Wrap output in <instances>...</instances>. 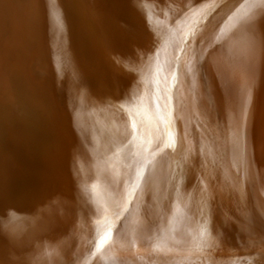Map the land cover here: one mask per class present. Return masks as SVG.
Wrapping results in <instances>:
<instances>
[{"label": "bare ground", "instance_id": "obj_1", "mask_svg": "<svg viewBox=\"0 0 264 264\" xmlns=\"http://www.w3.org/2000/svg\"><path fill=\"white\" fill-rule=\"evenodd\" d=\"M32 1L27 52L14 51L7 67L0 63L19 106L10 111L0 102V264H264V0H174L185 11L193 6L186 25L166 0ZM22 2L0 0L4 40L25 21ZM151 42L156 48L146 53ZM163 51L167 61L160 60ZM83 56L93 63L85 65ZM62 65L70 77L63 93L51 92L46 77L63 74ZM195 67L191 92L185 70ZM248 86L252 103L241 117ZM170 117L188 132L189 164L201 172L206 165L218 189L200 247L197 173L173 191V153L151 155L150 142L163 143ZM237 123L244 164L231 150ZM141 161L151 181L133 190ZM107 170L106 182L94 189ZM106 193L128 211L116 220L113 204L105 227L91 235ZM86 250L93 252L89 259Z\"/></svg>", "mask_w": 264, "mask_h": 264}, {"label": "snow or ice", "instance_id": "obj_2", "mask_svg": "<svg viewBox=\"0 0 264 264\" xmlns=\"http://www.w3.org/2000/svg\"><path fill=\"white\" fill-rule=\"evenodd\" d=\"M223 64L218 65L219 70H223ZM244 76L247 81H251V70L250 68L244 69ZM252 103V90L251 87L248 86L242 90V107H241V117H246L248 113V109ZM123 107V105H121ZM162 123L164 121L162 120ZM132 134L135 136L136 134V126L133 124L132 126ZM157 141L161 139L160 136H157ZM153 151L151 155L153 159L160 154L168 155V153L164 152V149H170L173 153V167H172V175L170 178V185L173 191L178 192L180 188L181 182L184 180L186 174L195 171L197 173L196 176V186L198 188V200L200 204V213L201 218L204 223L199 227V236L200 242L197 244V247H200L203 244V238L207 232V226L210 220V215L212 211V202L216 198L218 194V189L216 184L213 182V177L210 172L206 170V165H201V167L205 168V171L201 172L199 168L193 169L189 164V155L192 151L190 141L188 140V132L181 133L176 128V122L171 117L166 122V132L163 137V143H152L150 142ZM231 150L234 156L241 161L242 164L246 163L247 149L246 147L241 146L240 142V124L237 123L235 129V140L232 143ZM147 151V149H145ZM151 181V173L145 174L144 172V162L141 161L140 166L137 167L135 171V178L132 181L133 190L136 188H141L143 186H149ZM142 182V183H141ZM53 199L50 203L54 204L58 202V196L56 194H51ZM15 209L9 208L7 210L9 215H14ZM127 207H121L117 205L113 210V215L116 220H119L121 216L127 212ZM173 220H169V224L171 225ZM147 226V225H146ZM163 230V229H162ZM261 244L264 245V238L261 239ZM99 247V245H98ZM45 256H47V252H45Z\"/></svg>", "mask_w": 264, "mask_h": 264}, {"label": "rangeland", "instance_id": "obj_3", "mask_svg": "<svg viewBox=\"0 0 264 264\" xmlns=\"http://www.w3.org/2000/svg\"><path fill=\"white\" fill-rule=\"evenodd\" d=\"M23 1V2H22ZM147 1H151V0H147ZM153 1V0H152ZM155 1V0H154ZM167 1V3L170 5V8H169V13H172V15H173V18L175 17V16H178L179 15V17H181V19L183 18V20H186V21H184V24L183 25H186V23H187V21H188V19H186L187 18V16H186V13L189 11V10H191L192 8H193V6L192 7H189V9L187 8L186 9V11L185 10H182L183 9V7H179L178 5H176V3L175 2H173L174 0H166ZM182 3H187V4H189V5H192L193 3H195L197 0H191V4L190 3H188L190 0H180ZM20 2H22V4L21 5H23L24 7H25V10H24V12H25V18L27 19H25L24 18V20L25 21H23V23H22V21L20 22V24H19V22H16V24H15V26H14V31H13V29H12V31H11V33H12V35H13V33H14V35H13V37L14 36H16L14 39H15V42H14V39H13V37H12V35H11V37L12 38H10V40H9V38H7V40H4V37L2 38L1 36H0V55H2V57L0 56V63L2 64V66L4 65V67L7 65V66H9V65H11V60H12V54L14 53V51H16V52H18V55L21 57V55L22 56H24L25 54L24 53H26L27 52V46H24V45H27V43H25L28 39H27V30H26V26H27V23H29V21L31 20L32 21V19H33V14L35 15V13H36V7H35V3H34V1H32L31 2V0H19V3ZM31 3H32V5H31ZM34 5V6H33ZM33 6V7H32ZM178 7V8H176V7ZM173 7V8H172ZM32 9V10H31ZM175 9V10H174ZM33 11V13H31ZM178 11V12H177ZM182 11V12H181ZM175 12H177V13H175ZM30 13V14H29ZM185 13V14H184ZM184 14V15H183ZM182 15H183V17H182ZM29 16H31V18L29 17ZM167 19L171 22V20H173L172 18H170V16H167ZM179 20V19H177L176 20V22H181V23H183V20ZM44 21V20H43ZM46 21H47V19H46ZM19 24V25H18ZM23 24H24V26H23ZM45 24V23H44ZM20 25H22V26H20ZM117 25H123V26H125L124 24H123V22H121V21H119L118 23H117ZM16 27H17V29H16ZM18 27H19V29H18ZM23 27V28H22ZM181 28V27H180ZM180 28H177L176 30H180ZM16 30H20V31H16ZM22 31H25V32H22ZM17 33V34H16ZM16 34V35H15ZM2 35V34H1ZM18 35H20L21 36V38H20V36H19V39H18ZM3 36V35H2ZM2 38V39H1ZM172 38H173V36H172ZM13 39V40H12ZM26 39V40H25ZM152 39L154 40L155 38H154V36H152ZM16 40H17V42H16ZM25 40V42H23ZM183 41H185L186 39L185 38H183L182 39ZM3 41V42H2ZM5 41H7V42H5ZM13 41V43H11ZM20 41H21V43H20ZM25 43V44H23V43ZM4 43V44H3ZM6 43H9V44H6ZM10 43H11V45H10ZM20 43V44H19ZM14 44V45H13ZM15 44L17 45V46H15ZM5 45H6V47L7 48H11V50H6L7 48H3V47H5ZM10 45V46H9ZM13 45V46H12ZM21 45V46H20ZM155 45H156V43H153V42H151L150 43V46H151V48H149V47H147L146 49H145V52L147 53L148 51H149V49H154V48H156L155 47ZM9 46V47H8ZM14 49H13V48ZM4 50H3V49ZM169 48H171V50H173V48H172V46H169ZM1 49L3 50L2 52L3 53H7L8 52V55L6 54V57H5V54H2V52H1ZM17 49V50H16ZM25 50V51H24ZM189 51H193V47H190L189 46V49H188ZM9 52H10V54H9ZM20 52V53H19ZM168 52L169 51H163V55L161 56V58H160V60H162L163 59V61L165 60V61H167V57H165L164 56V54H168ZM131 54H133V51H131ZM8 56V57H7ZM146 56V54H144V57ZM81 60H82V62H84V64L85 65H87V60H89L90 61V63H93V61H91L90 59H88V58H86V56H83V58H81ZM173 60L174 61H179L180 59L178 58V56H176V57H174L173 58ZM200 60H204V58L203 57H201L200 58ZM2 61H4V62H2ZM159 61V60H158ZM6 62V63H5ZM197 62V61H196ZM205 63L206 62H203V64H202V67H205ZM31 64H32V62H29V61H26V60H24V66L25 65H27L28 67H31ZM155 64H157V63H154V65ZM64 65H67V64H65L64 63ZM64 65H62V67L64 66ZM196 64L194 63V66H195ZM6 66V67H7ZM26 66V67H27ZM25 67V69H26V72H29L30 74H31V71H30V68H29V70H28V67L26 68ZM66 67V68H65ZM63 68H64V71H63ZM62 68V71L64 72L63 74H62V72L60 73V74H55V76H56V78H54L52 75H49L50 76V78H49V76H47L46 77V87L48 86V88H50L51 90V92H53V88H54V91H55V93H56V90H57V92L59 91V90H61V92L63 93V90H64V88H63V86H65L66 84L65 83H63L64 81H65V78L66 77H68L69 75H70V69L67 67V66H64ZM147 68H150L149 66L147 67ZM66 69V70H65ZM195 69H196V67H195ZM193 69V68H188V69H186L185 70V77H184V80H185V82L189 85V87L191 86L192 87V89L193 90H195V86H193V81L197 78L196 77V72H197V70L198 69ZM201 70H202V68H201ZM8 72V69L7 70H2V74L0 75V102H2V103H4L5 101V105H6V103H8L7 104V106H9V108H10V111H17L18 112V110H19V106H18V104L16 103V101L14 100V97H12L13 95H11V93L9 92L8 93V83H7V81H6V79H7V72ZM69 71V72H68ZM6 72V73H5ZM5 73V74H4ZM29 73H26V74H28V76H29V78H33L32 77V75L30 76V74ZM66 73V74H65ZM69 73V74H68ZM192 73H195V75L193 74L192 75ZM62 74V75H61ZM66 75V76H65ZM63 76H65L64 78H63ZM59 77V78H58ZM70 77V76H69ZM83 77L84 78H87L88 77V74H84L83 75ZM48 78V79H47ZM52 79H55V80H53L54 82H52ZM58 79V80H57ZM59 79H63V80H59ZM186 79H188V80H186ZM49 81H50V83H49ZM60 81H61V83H60ZM192 81V82H191ZM57 82V83H56ZM52 83H54V86H52L51 84ZM56 83V84H55ZM63 83V84H62ZM56 85V86H55ZM58 86H62V88H58ZM191 87H190V90H191V92H192V89H191ZM194 87V88H193ZM47 88V89H48ZM57 88V89H56ZM2 89V90H1ZM56 89V90H55ZM148 90H149V96H150V100H152L153 102H155L156 103V98H155V92H152V91H155V89L154 88H152L151 86H148ZM154 94V95H153ZM1 95H2V97H1ZM4 96V97H3ZM154 96V97H153ZM2 98V99H1ZM8 99V100H7ZM12 99H13V101H12ZM5 100V101H4ZM11 100V101H10ZM9 101H10V104H9ZM12 104V105H11ZM17 104V105H16ZM199 107H201V106H199ZM12 108V109H11ZM18 108V109H17ZM202 108V107H201ZM209 108H210V110H209ZM208 110H209V113H211L212 111V109H213V107L211 108V106L210 107H208L207 108ZM207 109H205V110H207ZM207 110V111H208ZM216 114L217 115H219V113H218V110H216ZM221 117V116H220ZM219 122L218 123H220L222 120H218ZM214 127V126H213ZM213 129H215V127L213 128ZM215 131H216V129H215ZM225 132V133H227L228 132V130H225L224 131V129H221L219 132L220 133H223V132ZM232 132H233V130H232ZM218 133V132H217ZM119 135H120V132L118 133ZM212 136V135H211ZM126 139V138H125ZM121 140V139H120ZM125 140H121V144L124 142ZM136 153H137V151H133L129 156H126V157H123L124 158V160H128V159H131L132 157H134L135 155H136ZM132 156V157H131ZM120 166V165H119ZM126 166V165H125ZM119 168V167H118ZM127 169H132V165H127L126 166V170ZM115 170V169H114ZM111 171H113V169L111 170ZM111 171L110 170H107V171H105V173H104V175H103V177H101V179H99V180H97L96 181V183L94 184V189H98V188H100L101 186H102V184L104 183V181L106 182V179H108V178H104V177H106V176H108L110 173H111ZM118 171V170H117ZM107 172H110V173H107ZM127 172V171H126ZM92 172H90V173H88V175L89 174H91ZM93 174V173H92ZM105 179V180H104ZM109 183V182H108ZM105 202H104V204L102 205V213H101V217L99 216V217H97L95 220H94V223L92 224L93 226V228H95L94 230H92L91 232H92V234L91 235H93V233L95 232H97V231H99V230H101L100 228H103V226L104 225H106V221H108L107 219H108V217H109V214L111 213V210H112V206H113V204H116V202H118L117 201V199L115 198V197H113V196H108V193H106L105 194ZM114 199H116V200H114ZM108 200H110L109 202H110V204H109V202H108ZM117 205V204H116ZM106 217V218H105ZM100 219H101V221H100ZM97 221V222H96ZM99 221V222H98ZM97 225V226H96ZM91 227V229H93ZM105 227V226H104ZM96 229H98V230H96ZM101 232V231H100ZM89 236H90V233H89ZM118 239V238H117ZM116 239V240H117ZM112 240H115V239H113L112 238ZM87 251V250H86ZM84 251V253H83V255L85 256V257H87V255H88V259H89V257H91V255L93 254V252L92 251ZM87 253V254H86ZM89 253H90V256H89ZM92 253V254H91ZM3 259V258H2Z\"/></svg>", "mask_w": 264, "mask_h": 264}]
</instances>
